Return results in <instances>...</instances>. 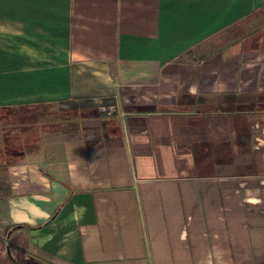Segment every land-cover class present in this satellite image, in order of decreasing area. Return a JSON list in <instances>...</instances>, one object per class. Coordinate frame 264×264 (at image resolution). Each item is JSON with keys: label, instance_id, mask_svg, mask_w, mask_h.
Listing matches in <instances>:
<instances>
[{"label": "crops", "instance_id": "1", "mask_svg": "<svg viewBox=\"0 0 264 264\" xmlns=\"http://www.w3.org/2000/svg\"><path fill=\"white\" fill-rule=\"evenodd\" d=\"M0 239L39 264H264V0H0Z\"/></svg>", "mask_w": 264, "mask_h": 264}, {"label": "trees", "instance_id": "2", "mask_svg": "<svg viewBox=\"0 0 264 264\" xmlns=\"http://www.w3.org/2000/svg\"><path fill=\"white\" fill-rule=\"evenodd\" d=\"M19 113L13 111V113L10 112H0V136H2V142L4 144L10 145L9 142H6L8 140V137L2 133L1 130H3L4 127L9 125H15L18 123ZM17 145H10L9 148H14ZM1 147V146H0ZM3 149L0 148V152H2ZM0 250L6 252L8 260L12 262V264H38L34 259L27 256V254L23 251H20L19 249L7 246L4 241L0 239Z\"/></svg>", "mask_w": 264, "mask_h": 264}, {"label": "rangeland", "instance_id": "3", "mask_svg": "<svg viewBox=\"0 0 264 264\" xmlns=\"http://www.w3.org/2000/svg\"><path fill=\"white\" fill-rule=\"evenodd\" d=\"M3 241V240H2ZM0 264H12V262H10L8 260L7 254L6 252L0 250ZM39 264V263H38Z\"/></svg>", "mask_w": 264, "mask_h": 264}]
</instances>
